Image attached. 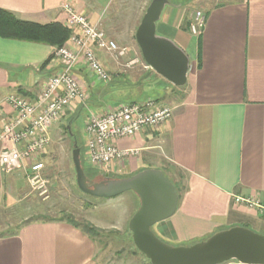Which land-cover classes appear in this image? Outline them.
<instances>
[{"label":"crops","instance_id":"crops-1","mask_svg":"<svg viewBox=\"0 0 264 264\" xmlns=\"http://www.w3.org/2000/svg\"><path fill=\"white\" fill-rule=\"evenodd\" d=\"M152 1L0 0V9L23 21L66 25L67 15L61 6L69 3L119 47L128 49L119 59L96 50L111 75V82L103 86L92 81L84 61H79L76 74L92 104L89 117L125 105L116 99L129 82L155 89V97L140 102L155 100L173 108L172 119L164 125L117 141L120 150H134L135 154L115 161L109 169L88 163L86 131L83 142L84 162L96 172L95 177L129 178L157 169L175 189L177 186L176 212L154 225L160 239L181 244L199 242L234 227L263 230L264 217L236 200L254 198L264 203V0H167L157 22V35L172 40L189 57L183 87L173 85L152 68L125 67L135 57L143 59L136 32ZM197 11L204 13L206 22L202 34L194 36L190 25ZM55 51L46 44L0 37V131L14 116L4 99L16 95L36 100L58 71L55 57L43 66ZM106 97L113 101L104 105ZM86 106L87 102L74 105L63 118L79 114ZM9 146L13 145L0 143V157ZM48 149L40 155L41 162ZM29 169L26 161L11 173L0 167V216L16 206L39 209L31 205L36 195L27 180ZM42 174L46 176L45 171ZM0 264L101 263L97 241L90 234L67 221L50 219L22 221L15 231L0 233Z\"/></svg>","mask_w":264,"mask_h":264},{"label":"built area","instance_id":"built-area-1","mask_svg":"<svg viewBox=\"0 0 264 264\" xmlns=\"http://www.w3.org/2000/svg\"><path fill=\"white\" fill-rule=\"evenodd\" d=\"M61 8L67 15L66 26L72 34L54 53L59 63L58 71L48 79L36 100L16 95L4 99L3 102L12 108L14 116L0 131V143L13 145L1 153L0 167L4 172L11 173L20 168L23 161L28 162L29 186L42 200L50 197V180L43 176L45 165L39 160L50 145L49 133L74 105H85L89 98L85 84L76 74L79 61H84L92 76L109 82L111 75L100 62L96 50L104 51L116 59L128 54L127 48L119 47L99 25L92 24L85 15L77 13L71 4L63 3ZM205 22L204 13L197 11L190 25L191 33L194 36L201 35ZM138 65L145 69L151 68L138 57L125 63L128 69ZM173 113L172 107L148 100L125 104L105 113L91 114L86 125L88 163L109 169L115 161L135 154L134 150H120L116 142L134 137L146 128L164 125L172 119ZM20 146L23 148L20 149ZM236 201L256 209L264 217L263 202L254 198H238Z\"/></svg>","mask_w":264,"mask_h":264},{"label":"water","instance_id":"water-1","mask_svg":"<svg viewBox=\"0 0 264 264\" xmlns=\"http://www.w3.org/2000/svg\"><path fill=\"white\" fill-rule=\"evenodd\" d=\"M167 4V0L152 1L137 29L136 41L143 60L156 73L183 87L190 69L189 57L172 40L157 35V22ZM73 163L77 186L83 193L113 198L132 191L139 197L140 208L131 218L129 230L136 248L151 264H224L232 260L240 264H264V235L244 227L217 232L190 246L174 247L160 239L152 228L173 216L179 201L174 184L163 171L148 169L129 178L107 177L97 182L87 177L76 144Z\"/></svg>","mask_w":264,"mask_h":264},{"label":"rangeland","instance_id":"rangeland-1","mask_svg":"<svg viewBox=\"0 0 264 264\" xmlns=\"http://www.w3.org/2000/svg\"><path fill=\"white\" fill-rule=\"evenodd\" d=\"M92 81L101 86L111 82H103L95 76H92ZM155 92V89L147 84L135 86L133 82H129L126 90L116 100L125 104L140 102L147 97H155ZM103 100L102 104L104 105L113 101L108 97ZM89 106L91 107L92 104L87 101V106L82 107L79 114L63 118L49 133L51 142L47 153L42 157V162L45 165V177L50 180V197L47 200H42L35 193L36 198H32L31 205L38 206L39 209L33 211L25 209L24 206H16L8 213L2 214L0 216V233L15 231L22 221L55 219L67 221L79 228L89 224L95 228V233L91 236L97 241L98 260L101 264H151V261L136 248L129 230V222L140 207L138 196L134 192L128 191L113 198H97L83 193L77 186L73 163L74 138L63 126L67 125L68 127V120L77 116L73 123V130L83 145L86 139V122L90 114ZM93 108L96 110L97 107ZM85 166L89 167L86 163ZM91 175L94 176L93 173ZM94 180L101 181L102 178L95 177ZM37 200L40 204H37ZM40 212V215H36ZM244 228L250 229L249 227ZM153 230L156 232V226ZM250 230L264 235V229L252 228ZM195 243L197 242L181 244L168 242L167 244L180 247ZM238 263L232 260L224 264Z\"/></svg>","mask_w":264,"mask_h":264},{"label":"trees","instance_id":"trees-1","mask_svg":"<svg viewBox=\"0 0 264 264\" xmlns=\"http://www.w3.org/2000/svg\"><path fill=\"white\" fill-rule=\"evenodd\" d=\"M71 34L72 32L70 31V29H68V27L62 23L52 22L48 24H39L30 21H23L18 19L13 13L0 9L1 38L41 43L58 49L69 40ZM53 57H55V55L50 56L43 64V66L46 63H49L51 59H53ZM76 117L77 116L68 120V124L71 123V133L68 130L67 125L63 127L67 129L69 135L74 138V144H76L81 149V160L85 169V173L88 177L93 179L96 172H94L93 169L85 166L83 145L82 142L80 143L77 135L73 130V123ZM91 173H93L94 176H92ZM70 222L73 223L72 221ZM80 229L90 235H93L95 233V228L89 224L80 227Z\"/></svg>","mask_w":264,"mask_h":264}]
</instances>
